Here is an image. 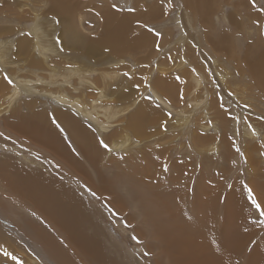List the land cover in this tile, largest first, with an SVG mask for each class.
<instances>
[{
  "label": "bare ground",
  "instance_id": "1",
  "mask_svg": "<svg viewBox=\"0 0 264 264\" xmlns=\"http://www.w3.org/2000/svg\"><path fill=\"white\" fill-rule=\"evenodd\" d=\"M27 1L32 2L33 0H16L15 8L17 4L20 7V9L18 10L19 18H22L26 15L31 16L32 20L35 21V24L38 27V30L41 31V34L38 35V37L40 38L41 35L48 36L50 30L53 29L49 26V20L44 16V13L33 9V7L30 4H29L30 7H28ZM44 1L46 3H44L42 7L45 9V13L47 12V13L52 14L62 28L63 35H61L60 38L62 39L61 46L65 50V53L57 52L54 47L53 42L49 39H46L44 42L47 46L46 47L47 53L44 52L43 45L40 43V40H38L36 36L32 37L31 35H26L19 39L17 38L18 40H15L17 41L16 43L15 41L11 40V46L13 45V43L15 44L13 48L14 56L18 57L19 61L27 62V64L30 66L29 71L31 74H34V77H31L29 82H23L21 81V79L14 77L11 79V87L9 84H7L8 82L7 78H5L4 76L3 78H0V126L3 128L2 130L8 129L10 131L11 129V134L14 133L18 136L29 139L33 145H35L38 149H41L42 153L45 152L46 154H48L49 158L53 159L54 161L59 162L60 167L61 166L68 167L72 163V161H74L77 158L78 155L80 156L82 160H85L86 156L90 157L92 160L94 158H95L94 160H98L100 158L101 159L108 158L111 160V157L115 155L114 153H117V152L121 153L124 150L126 151V148L122 144H115V142H126L128 146H132L130 140L133 139L134 137H136L140 141V146L138 149L143 152L142 153L140 151V153H142L143 156H144V153H147V151L149 152L150 144L152 145L154 149L161 150L162 155L159 158V164L160 165L163 164L164 158L167 157L166 155L170 147L167 146L168 147L167 148L164 145V143L166 142H163V139L153 140L151 136V132L147 130L143 132V129L145 126H148V125L151 127L161 126L162 124L164 125L165 121L169 120V118H167V115L164 113L163 110L155 108L153 101L142 100L140 101V104L138 106L135 103L130 101L131 99L136 98L137 95L139 94V90L136 91L137 89L135 88L132 89V83L135 82L137 84V79H138L137 76H133L131 79H129L131 81H127L126 87L124 88H121V87H114L112 89L109 88V85H114L117 81L121 79V76L128 73L129 71L128 65L131 63H129L128 61H125L126 56H130L132 59H134L135 64L137 63L140 64V62H142L141 64H144L147 58L149 59L151 58V56H153L154 51L152 48L154 47V41L158 39H155L154 35L150 34V32L148 33L147 30H146L147 33L145 31V33H142L140 35L135 34V33L133 34L132 30L136 22L139 21L140 19H143V20L146 19V21L161 20V17H160L162 15V11L160 10L161 7L159 8L157 6L159 3L157 1H154L151 4H147L148 0H136V5L134 7V10L129 13H119L113 10L112 7H106L103 10L101 8L95 9L99 13L98 15L99 16L98 17L99 26L97 25V29L95 31H89L88 28L91 26V24H93L92 21L87 22L85 21L83 17L77 14V12L75 11L76 5L72 0H39L38 3L41 4ZM183 1L185 3L184 12H185V15H187L186 16L187 23L186 21H184V19H183L184 23L182 21H179L180 19H176V23H177L176 28L179 30V33L177 32L178 38H176L177 39L176 43L174 44L173 42V45H174L172 47L173 51L176 50L177 48H180L181 45L184 46L186 50H188V44H189L188 39L191 38L190 36H192L194 38H197L198 42L204 41L205 43H207V45L212 48L211 49L212 52H217V53L223 52L226 56H229V60L231 61L232 64L233 63L237 64V67L235 66V70L240 71L239 76H243L244 74H247L248 79L251 82H253L252 92L254 91L255 94L257 95L256 97L259 99L260 105L264 106L263 104L264 102H262L264 101V8L262 9V11H259L254 6L251 7V5H249L246 0H238V1L230 0L235 3L237 9L234 11L232 10L233 12H231L228 15L224 14L225 16L223 20H225V22L228 25H231L232 27L231 26L230 27L232 29L230 33L221 32L216 36L215 29H211V27L214 26L213 25L214 23L211 22V19L213 17V14H211L213 13V11H211L213 2H211L210 0H183ZM24 7H26V9H24ZM240 9L246 10L247 12L246 15L248 17L247 21L242 17L241 15L242 10ZM12 10L14 9L12 8ZM209 13L212 15V17L207 16ZM183 15L184 13H182L181 18ZM198 15H200L201 19L200 18L197 19ZM193 21L196 27L199 30H202V36L197 35L195 33H191L189 30L187 31V34H186L185 26L187 27L188 25V27H190L189 29L191 28L194 29ZM93 25L95 26L96 24H93ZM139 25H141V23ZM248 26H251V29H253L254 31L256 29L257 37H252L247 40L246 48L244 51V56L242 57V59H240L239 58L240 52L237 50V47L239 46V43L241 42V38L247 37L248 34H250L248 30ZM98 28L100 29L98 30ZM82 35H84V37L87 36L88 39L84 40L81 46V43H79L78 41L82 39ZM204 45L206 44H203V46ZM147 46L150 47V50L152 52H149V56L144 55V57H140L138 55V52L141 51V54H142L144 52L143 48ZM161 47H162V44H161ZM169 49H171V47ZM72 50H76L80 52L82 54V58H77L78 56H72L73 55V53H71ZM172 53H173L172 51L171 53H168L169 57H167V55L164 53V56L166 55V58H163L161 54L160 55L161 59L159 60L157 59L158 61L155 64V69H157V71L159 72V75L155 79L152 86H153V90L155 91L153 95L155 96L156 103L157 101H159V103H161L163 106L167 107V109H170L172 111L177 110L178 108L181 109L182 107V110L184 112H188L187 115H189V120L187 121L186 126H185V128L187 129L186 136H183L182 134L181 135L177 134L178 128L175 127L176 123L177 125H180L179 124L180 119L183 117H181L178 120V122L177 121L173 123L171 122L170 123L171 125L169 126V127H172L173 129H176V132L174 131L172 135L175 136L174 138L177 141L186 140V143L183 146L180 145V149L177 147V151L182 152L185 149V154H186V150H189L192 154V158H193L192 160L194 161L193 164L195 163L198 157L201 160H207L211 157L210 155L214 153L215 154L212 155L213 160H215V157L218 159H224L228 157L229 155L233 153L232 146L228 139H229V133L233 132L234 129L236 128L235 127L236 123H234V120L236 121V119L235 118L233 119L232 117H230V115H228L229 112L226 113V111L224 110V106H223V109L220 108L221 104H219L220 102L214 96L208 97L206 95L203 98L205 100V103H204L203 99H202L203 100L202 102L201 100L200 101L198 100L199 93H200L199 91H194L190 93V89L192 88V85L195 83V79H196L195 77H190V79H187V75L182 70L178 72L180 74L178 76H181L180 82L174 81L175 77L169 76L167 72L178 71V68H179L178 66L174 65L175 55L172 58L171 57ZM22 55H26L29 58H25L23 60L21 57ZM183 56H186V55H183ZM47 60H51L52 63H54V66H50V64H46ZM103 61L105 64L104 66H102ZM41 63L46 64V66L42 64L44 65L42 66L43 67L42 71L38 67L39 65H41ZM66 63H69V64L65 66ZM99 63H101V67L99 65V67L96 68L95 66ZM75 64L79 65V68ZM22 68L20 69L22 70ZM12 71L14 72L13 69ZM145 71H147V69L145 67H141V72H145ZM39 72H41L42 74L40 75ZM118 72H120V74H116ZM93 73L95 74V77L93 79H90L89 77ZM232 74L229 72H227V74L225 75L223 74L224 76L223 75L220 76L219 81L225 83L224 85L225 88L231 91L229 92V96H232L235 99L238 97L243 98L245 94L244 95H242L243 93L238 94V92L240 91H238L237 93H234V88H236V86L235 87L229 86V83H230L229 81H234V78H235L234 75ZM28 76L30 77V75ZM35 80L36 82H34ZM183 80H186L185 82L189 84L188 85L189 88L187 87L186 89L187 95L189 96L188 98L189 102L187 103V106L185 102L183 101L184 95L181 96L180 99H178L179 96L175 95V92H174L175 87L178 86V84H180L181 81ZM242 82L243 81H239L237 86H239V83L241 85ZM48 84H55L56 86L53 88L49 86ZM220 85L223 86L222 84ZM83 87H86V89H84ZM243 87H245V83ZM5 88H9V89L4 94H2V91ZM93 88L96 89V93L91 91V89ZM225 88H222V89H224L225 91ZM10 89H11V92H10ZM129 91H130V95L128 93ZM26 94L32 95L30 102H26L25 99L27 97H24L26 96ZM21 95L23 97L18 98ZM261 97L263 100H261ZM42 98H44V100ZM17 100H19L20 103H18ZM111 101H115L119 104L117 106L116 105L112 106L110 105ZM43 102L47 103V106L44 105ZM49 102L52 104H50ZM39 103H42V105L46 107L37 108ZM235 103L238 104L237 106L239 107V111L241 110V112H246L247 114H249V112L251 111L249 108L250 107L249 105L247 107V106H244V104L241 105V103L239 102H235ZM23 104H25V107L27 106L26 109L29 112L28 118L24 120L27 126L22 123L23 119H21V121L19 122L14 119L16 117L13 118V116H17V112L22 109ZM205 105L209 106V109L207 110H209L211 113L204 112V114L202 115L200 110H204L208 108L207 106L205 108ZM133 106H134V110L129 111V107L131 108ZM97 109L99 111H97ZM261 110L264 112V107H261ZM10 112L11 114H8ZM6 113L8 115H11V121L9 119L10 116L8 115L5 116ZM125 115H128V116L126 117ZM182 115L183 114H181V116ZM248 118L250 117L248 116ZM205 120H207L208 122H206ZM253 120L254 119H252V122H254L253 125L251 124L250 126H246V129L243 130L242 132L243 136L241 137L242 140L240 139L239 141H241L242 144H244L246 148V152L244 151L245 152L244 153L245 163L243 164L245 165L247 172L250 176V179L248 178V181H247L248 186L249 188L252 189L253 194L256 196L257 200L261 202L262 204H264V174L261 168L262 167L261 164H263L261 162L264 161L263 160L264 159V121H256V120L253 121ZM87 121H90L93 123L92 125L94 127L93 129L89 125L88 127H86ZM191 123H194V128L188 129ZM116 125L118 126L115 127ZM61 126L63 127H62V131L60 132ZM112 127H114L115 129H112ZM165 127H167V125ZM2 130L0 128V132ZM210 130H213L214 132L218 133V135L210 136L208 134ZM109 131L111 132L109 133ZM118 131L121 132L120 137L118 138V140L113 139L112 134L116 135L117 137L118 134L120 133ZM235 131L238 132L237 130ZM63 134H68L69 139L73 141V144L71 145L65 144L63 140L61 139ZM109 134H111L112 138L110 137ZM237 134L240 136L239 133ZM235 135L233 134L232 137H234ZM165 136L167 135H164L163 137ZM14 139L18 140L17 137H14ZM258 140L260 141V143L256 144ZM101 141L105 142L108 145L109 147L108 150H106L102 146ZM215 144L218 146H216ZM166 145L168 144L166 143ZM38 149L30 150V149L22 148V146L19 147L18 148L19 151H25L29 154V156H27L26 159H24V161H19L18 158L15 157V155L4 156L7 158L8 162H11L13 164L10 165L4 161H1L0 168L4 170L11 169V171H10V175L4 172L3 173L1 172L2 174H0V176H20V177L21 176H38V177L41 176V178L42 176H52L53 175L52 170L54 167H56L53 161H51L52 164L48 163V161L45 162L49 164V167L46 169V171H38L31 167V166H34V164H38L39 160L42 162L45 160V156L40 151H38ZM113 151L114 153H112ZM18 154L19 153H16V156ZM261 154L262 156H260ZM207 156H210V157H207ZM136 157L137 155L134 154L131 160L136 159ZM183 158L185 159V155L183 156ZM0 159H2V157ZM91 159L89 160L91 161ZM174 162L176 163V161ZM85 163H88V161ZM191 163L189 162V160L187 162L184 160H180V163L178 164V166H176L174 163H171L172 168L170 169V174L168 175L169 177L165 179H158L159 181H157L156 183V190L151 189L153 188L152 186L153 184L151 183V181L149 183V181L145 180L147 178L152 177L154 174L156 175V171H151L150 168L144 171L142 167L143 165L142 166L139 165L135 167L136 169L135 171L137 172L136 177L140 176L139 180L137 181L138 182L140 181L141 183H147V184L149 183V186L151 187V188L149 187V189L146 188V190L144 189L140 190L137 188L138 190H140V193H137V191H135V196L136 195L144 196L145 194V195L150 196L149 197L151 199L150 201L152 202L159 201V197H160L159 193L155 192V191L159 192L160 187L158 188V186H163L164 184H166L165 182H168V188L170 184L178 185L180 182L178 181V179L180 177L176 178L175 176L178 177L181 172H182L181 175L188 172L189 176H197V172L195 171V169L192 166L193 164ZM90 164L91 163H88V166ZM130 164H132V161L130 162ZM128 165L126 164V166ZM40 166L42 167V164H39L38 168ZM75 166H78V165L75 164ZM94 166H97V165L95 164L91 165L90 176L88 174H85V172L81 169L82 172L84 173L82 174L83 180L87 182L88 185H90L89 187L96 194L102 197L105 196L107 203H109V205L113 208V210L116 213L120 215L124 213L129 214L128 223L136 224V231L139 235V238L140 239L143 238V240H145L146 242V245L147 246L150 245L149 248L153 251V254L159 257V260L155 257L157 259V260L155 259L157 264H238L237 262H239L240 264H264V250L262 247V244L264 242V234L262 235L260 233V232L264 233V224H261L259 222L260 220H264V217H259L257 211L254 208L252 209V206L250 205V203L246 201V198L249 199L248 195H245V194H248V192L244 191L243 188L240 187L239 184L241 183L237 179H235L229 185L230 188H229L228 194L225 193L226 187H225V184L221 183V181L215 182L214 186H213V183L212 184H209V183L200 184L198 182H194L192 184V188L195 189L194 192H197L196 199L193 203L190 204V212L189 213L186 212L187 214L185 215V209L187 206H185L184 204L186 202L187 194L185 191L180 189V186L169 188L170 192L168 190L166 191L162 189L166 191L167 193L162 191L161 195H164V196L161 198H163L164 200L161 199L160 205H158V207H155V206H151L150 205L151 202H149V200L147 202L146 197L144 198L143 196L142 197L138 196L137 199L134 198L135 200H133L134 189L133 191L131 189L133 183L131 182L132 183L130 184L131 187H129L126 184L127 182H129L128 180L125 183L121 181L122 185L120 186H122V190L118 191V193H122L121 195L123 196L119 195L118 197L117 190L115 192L117 193L116 195L114 193L115 190L112 192L111 189L109 188L110 186L108 187L105 184L106 186L105 187L103 185L104 182L100 183L98 182V180H96L97 178L95 174L99 173L100 169ZM110 166H113V165L110 164L108 167ZM217 167L214 166V168H217ZM44 169L45 168L43 169L41 168V170H44ZM76 169H74V167L73 169L71 168L72 170L71 173L73 175L82 173L81 171H78ZM73 171H76L77 174L74 173ZM201 176H204V175L202 174ZM181 177L183 178V176ZM106 178H107V174H106ZM114 178H115L114 181L121 180L119 179L118 175H117V179H116V176H114L113 179ZM130 179L131 178L129 177V180ZM24 180L22 179L21 181L24 182ZM38 180H40V178L37 179V181ZM158 182H161L162 184ZM13 183L14 184L16 183L17 185L19 182L14 181ZM53 183L54 181L50 179V182L48 183V186L50 187L49 189L57 185L55 184L56 182L54 183V185ZM12 184L10 185V183L6 181L5 183L2 184V188L0 189H5L6 191H8L10 189V186H13ZM20 185L22 184H19L20 188L17 189L19 190V192H24L25 191L24 189L29 190V191L31 190L28 187V185L26 186L25 184H23L22 187ZM43 185H45L44 182H43ZM43 185L40 187H43ZM138 185H141V184L138 183ZM142 186H139V187H142ZM30 187L32 189H35V187L31 184H30ZM43 188H46V187L44 186ZM118 190H119V187H118ZM221 190H222V194H220ZM10 191H14V189ZM33 192H31L30 194H32ZM50 192L51 191H49V193ZM59 192H61V190H59ZM12 193L14 194V192ZM25 193L21 194L23 195L21 197H24V195L26 196ZM38 193L41 194V192H37V194ZM128 193H129V197L127 196L128 198H125L124 196L128 195ZM44 195L45 194H43V196ZM51 195L55 196V194H51ZM221 195H224V197H221ZM13 196H15V194ZM165 196L168 201L165 200L164 198ZM205 196L206 198L204 199ZM28 197L29 196H27L26 200H28ZM49 197L51 196L49 195ZM49 197H48V200H49ZM62 197L66 198V196H62ZM44 198L47 199V197H44ZM140 198H144V199L141 200ZM30 199L34 201L33 198H30ZM65 200L67 201V199ZM48 203H51V202H48ZM219 204L222 205L221 207V210H222L221 214H223L222 229L224 230L225 234L232 235L231 237H233L235 241L231 242L228 239L229 240L228 242H230V245L232 244V246H230L231 247L230 251H225L224 248L222 250L220 248L219 249L215 248L217 252L213 254L214 251H212L213 253L211 254V252L210 253L207 252V245L210 244V241H208V239L206 240L205 236H202L201 240L194 239L191 237L193 235L191 236L187 235V233L189 234V232H184L181 228L192 229L197 223V222H192V221H196L197 219L201 221L203 220V218L206 217L207 215V214L205 215L206 208L215 209L217 205ZM66 205L67 204L63 205V208H65ZM17 206H19V203L17 204ZM21 207H24V206L22 205ZM80 208H82V206ZM195 211L197 213H195ZM63 212L61 214H63ZM135 212L139 214H136ZM132 213H135L136 215ZM79 215L80 214H78V216ZM83 215L84 213H82V216ZM137 215H139V219ZM210 215H209V218H210ZM44 216L46 217L45 214ZM52 221L54 222L55 220L53 219ZM94 221L95 220L93 218V222ZM0 222L7 223L1 217H0ZM81 223H82V220H81ZM97 223H98V220L96 224ZM87 224H86V227H88ZM81 226L84 227L85 224H82ZM90 226H93V225H90ZM6 227L10 230V232L18 240L23 242V244H25L28 248L31 249V254H33L36 257H39L40 259H44L45 264H49L50 260L54 259L52 258L53 257L52 253L55 254L54 255V257L56 258L55 261H57L60 264H78L76 260L74 259V257L68 254V252L64 251L63 248L59 246V244H56V247L50 250L51 252L48 251L49 254L47 255L46 250L49 249L53 245L54 240L49 238V236H47L45 233H43L40 230V227H36L35 230H33L40 237L41 243H38V244H36L37 242L33 243L28 237L25 236V234L19 232L16 228L11 229V226L9 225V223H7ZM74 227L75 225L73 223L67 226L66 228L63 227L65 232L63 230L62 232L65 238H67V240L68 238H70V232L73 229H75ZM211 227L212 226H209V228ZM117 230L122 231V226L118 227ZM208 230L210 231V229ZM217 231H219V229H217ZM212 233L214 234L213 231ZM212 233L210 231V235ZM258 234H260L262 237L261 236L259 237ZM257 236L259 238H256ZM223 238H225V236ZM34 239L32 240L34 241ZM75 241L73 239V241L71 242L74 243ZM81 241L84 242L83 240ZM94 241L98 244L96 240ZM250 243H253V244L250 245ZM99 245L100 244H98V246ZM11 246H13V244ZM95 246L92 247L91 249L83 248L84 250L82 249V251L84 252L83 254H87L88 256H90L92 260L101 264L103 260L99 258V252H101L100 247L98 249L97 248L98 246L97 247ZM208 247L210 246L208 245ZM212 247L214 248V246ZM47 259H50V260H47ZM113 259H114V256H113ZM31 260L35 263V260L33 259ZM84 260L85 259H83V261ZM27 262L29 263V261Z\"/></svg>",
  "mask_w": 264,
  "mask_h": 264
},
{
  "label": "rangeland",
  "instance_id": "2",
  "mask_svg": "<svg viewBox=\"0 0 264 264\" xmlns=\"http://www.w3.org/2000/svg\"><path fill=\"white\" fill-rule=\"evenodd\" d=\"M38 1L39 0H33L32 1L33 3L27 1L28 7H30V5H31L33 7V9L41 11L42 13H44V16L49 20V26L51 28H53L50 30L48 36L41 35L40 38L38 37V35L41 34V31L38 30V27L36 26L35 21L32 20L31 16L26 15L22 18H19L18 10L20 9V7L17 4L16 8H15L16 0H0V78H3V76L5 78H7V80H8L7 84H9L10 87H11V79L14 77L21 79V81H23V82H29L31 77H34V74H31L29 71L30 66L27 64V62L19 61L18 57L14 56L13 48H14L15 44L13 43V45L11 46V40L15 41V40H18L19 38H21L23 36H26V35H31L32 37L36 36L37 39L40 40V43L43 45L44 52H46L47 46L44 42L46 39H49L53 42L54 47H55L57 52L65 53V50L61 46L62 39L60 38V36L63 35V33H62V28H61L60 24L56 21V19L54 18V16L52 14L47 13V12L45 13V9L42 7V5L46 2L44 1L43 3L40 4V3H38ZM72 1L76 5L75 11L77 12L78 15L83 17L85 19V21H87V22L92 21L93 24H96L95 26L93 24H91V26L88 28L89 31H95L97 29V25L99 26V24H98L99 13L95 9L101 8L103 10L106 7H112L113 10H115L119 13H129V12H132V11H130V9L134 10V7L136 5V0H72ZM154 1H157L159 3V4L157 3L158 4L157 6L159 8L161 7L160 8V10L162 11V15L160 16L161 20L146 21V19L145 20L140 19L139 21L136 22V24L134 25V28L132 30L133 34L135 33L138 35L145 33V31L147 30L148 33L150 32V34L154 35L155 39H158V40L154 41V47L152 48L154 51L153 56H151V58H149V59L147 58V60H146V62H144V64H141L142 62H140V64L136 62L137 64H135L134 59H132L130 56H126L125 61H128L129 63H131L128 65V68H129L128 73L127 74L123 73L124 75L121 76V79L119 81H117L114 85H109V88H111V89L114 87L124 88V87H126L127 81H131L129 79H131L133 76H137L138 77L137 84L135 82H133L132 83V89L135 88V89H137L136 91L139 90V94L137 95L136 98L131 99L130 101L135 103L137 106L140 104V101H142V100L153 101V103L155 105L154 107L163 110L164 113L167 115V118H169V120L165 121V124H164L165 126L167 125V127H165L163 124L161 126H154V127H151L148 125V126H145L143 129V132L145 130L151 132V136H152L153 140L163 139V142H166L168 144V145H166V143H164V145L166 147L167 146L170 147L168 149V153L166 155L167 157L164 158L163 164H161V165L159 164V158L162 155L161 150L154 149L152 147V145L150 144L149 145V152L147 151V153H144V156H143V154H142L143 152L138 149L140 146V141H139V139L134 137L133 139L130 140L132 146H128L126 142H115V144H122L126 148V151L124 150L121 153L120 152L114 153V151H113L112 153H114L115 155L111 157V160L108 158H102V159L100 158L98 160H94L95 159L94 158L93 159L94 161H93L88 156H86L85 160H82L80 158V156L78 155L77 158L74 161H72V163L68 167L63 166L65 169L61 166L64 169L63 170L60 167L59 162L54 161L53 159L49 158L48 154H46L45 152L42 153L41 149H38L35 145H33L29 139H27L25 137L18 136L14 133L11 134V129H10V131L8 129L2 130L3 128L0 126V128L2 130L0 132V158L2 157V159H0V162L4 161L7 164H10V165L13 164L11 162H8L7 158L4 157L7 155L8 156L15 155V157L18 158L19 161H24V159H26V157L29 156V154L25 151H19L18 150V148L22 146V148L30 149V150L38 149V151H40L45 156V160L43 162L39 160L38 164H34V166H31L33 169H36L38 171H46V169L49 167V164L45 163L47 161H48V163H51V164H52L51 161H53L56 165V167H54L52 170V174H53L52 176H42V178H41V176H39V177L38 176H21V177L20 176H0V188H2V184L5 183L6 181H8L10 183V185L14 181L19 182L17 184L18 186L16 185V183L15 184L13 183L12 184L13 186H10V189L8 191H6L5 189H0V200H1L0 201V217L3 218L7 223H9V225L11 226V229L16 228L19 232L25 234V236L28 237L33 243L37 242L36 244L41 243V241H40L39 235H37V233H35L33 230H35L36 227H40V230L43 233H45L47 236H49V238L54 240L53 245L49 249L46 250L47 255L49 254L48 251L54 249L56 247V244H59V246H61L64 251L68 252V254H70L71 256L74 257V259L76 260V262L78 264H94V263L99 264V263L95 262L94 260H92L90 258V256H88L87 254H83L84 252L82 251L83 248L84 249H91L92 247H94L97 244L94 241V240H96L98 242V244H100V245L98 246V244H97L95 247L98 246L97 247L98 249L100 247V251L102 252V253L99 252V258L103 260V262H101V264H110V263L111 264H114V263L115 264H119V263L120 264H155L156 263L155 259L157 258L159 260V257H157V255L153 254V251L149 248L150 245L147 246L145 240H143V238L142 239L139 238V235L136 231V224L128 223V221H129L128 215L129 214L124 213V214L120 215V214L116 213L113 210V208L109 205V203H107L105 196L102 197V196L96 194L89 187L90 185H88V183L83 180L82 174H84V173L82 172V170L85 172V174H88L90 176L91 165L92 164L97 165L94 167L99 168L100 171H99V173L95 174V176L97 178L96 180H98V182H100V183L104 182L103 183L104 186H105V184L108 187L110 186L109 188L111 189L112 192L115 190L114 193L116 192V190H117V193H118V191H121L122 190V186H120V185H122L121 183L122 182L125 183L128 180L129 182H127L126 184L129 187H131L130 184L133 183L131 189H132V191L134 189L133 200H135L138 198V196L139 197L143 196V195H138V196L136 195L135 196V191H137V193H140L141 189H144V190H146V188L149 189L150 181L153 184L152 185L153 188H151V187L150 188L152 190H156V183H157V181H159L158 179H165V178L169 177L168 175L170 174V169L172 168L171 163H174L176 166H178V164L180 163V160H184L186 162L189 160V162L190 163L192 162L191 164H193L194 161L192 160L193 159L192 154L189 150H186V154H185V149L182 152L177 151V147L180 149V145L183 146L186 143V140L177 141L174 138L175 136L172 135V133L174 131L176 132V129L169 127L171 125L170 124L171 122L172 123L176 122V121L178 122V120L181 117H183L180 119V122H179L180 125H177V123H176L175 127L178 128L177 134H179V135L182 134L183 136H186L187 129L185 128V126H186L187 121L189 120V115H187L188 112H184L182 110V107H181V109L178 108L177 110H173V111L170 109H167V107L163 106L161 103H159V101H157V103H156L155 102V96L153 95L155 91L153 90L152 84L154 83L155 79L159 75V72L157 71V69H155V64L157 63V61L159 59H161V56H163V58H166V55H167V57H169L168 53H171V51L173 52L171 57L173 58L175 55V57H174L175 58L174 59L175 64L174 65L178 66L179 68H178V71L167 72L169 74V76L175 77L174 81L180 82L181 76H178V75H180L178 72H180L182 70L187 75V79H190V77H195L196 78L195 83L192 85V88L190 89V93H192L194 91H199L200 93H199L198 100L199 101L201 100V102L204 100L203 98L206 95L208 97L214 96L220 102L219 103V104H221L220 108L223 109V106H224V110L226 111V113L229 112L228 115H230V117H232L233 119L234 118L236 119V121L234 120V123H236L235 124L236 128L234 129L233 132L229 133V139L228 140L230 141V144L232 146V151H233V153L231 155L224 158L225 160L224 159H218L216 157H215V160H213L212 155H214L215 153L211 154L210 155L211 157L207 156V157H210L207 160H201L198 157L196 159L195 163L192 165L193 168L195 169V171L197 172V176H189L188 172L181 175L182 174V172H181L178 177L175 176L176 178L180 177L178 179V181H180L179 184L178 185L170 184L169 188H171V187L174 188V187L180 186V189H182L183 191L186 192L187 196H186V202L184 205L187 207L185 209V215L190 212V204L193 203L196 199V195H197L196 193L197 192H194L195 189L192 188V184L194 182H198L200 184H204V183L212 184L213 183V186H214L215 182L221 181V183L225 184V187H226L225 193L226 194L229 193V188H230L229 185L235 179L240 181L241 184H239V185L241 188H243L244 191H247V188L245 186H247L249 188L247 181H248V178L250 179V176L247 172L245 165L243 164V163H245L244 153L246 152V148H245L244 144H242V142L239 140L240 139L242 140V138H241L243 136L242 132L244 129H246V126H250L251 124L253 125L254 122H252V119H254L253 121H255V120L256 121H264V117H263L264 112L261 110V107H264V106L260 105V101L256 97L257 95L255 94L254 91L252 92V89H253L252 83L253 82H251L248 79L247 74H244L245 76L244 75L239 76L240 71L235 70V66L237 67V64L236 63L232 64L231 61L229 60V56H226L223 52H220V53L212 52V50H211L212 48L209 47L207 45V43L199 40L202 43V45H201V43L197 41V38H194L192 36H190L191 38L188 39V41H189L188 50H186L185 47L181 45V47L174 50L175 51L174 52L173 48H172L174 46L173 42H174V44L176 43V41H177L176 38H178V33H179V30L176 28V25H177L176 19H180L179 21H182V22H183V19H184V21H186L187 15H185V12H184V10H185L184 4L185 3L183 0H148L147 4H151ZM210 1L213 2L212 8H211V11H213V13H211V14H213V17L210 13L207 16L212 17L211 22L214 23L213 24L214 26H212V27L210 26L211 29H215L216 36L221 32L230 33L232 26L228 25L225 22V20H223V18L225 15H228L237 9L235 3L233 2L234 0L233 1H230V0H210ZM246 1L248 2L249 5H251V7L254 6L259 11H262V9L264 8V0H259V1H257V0H246ZM113 5H115V7H113ZM11 7L14 10H12ZM24 9H26V7H24ZM240 10H242L241 11L242 17L247 21L248 17L246 15L247 14L246 10H243V9H240ZM182 13H184V15L181 18ZM244 13H245V15H244ZM219 16H221V17H219ZM176 17H178V18H176ZM197 17H198L197 19H199V18L201 19L200 15H198ZM197 22H198V20H197ZM138 23L139 24L141 23V25H139ZM186 23H187V21H186ZM193 26H194L195 30L192 28L189 29L190 27H188V25H187V27L185 26L186 34H187V31L189 30L191 33H195L197 35L202 36V30H199L196 27L194 21H193ZM99 29L100 28H98V30ZM254 29H255V27H254ZM248 30H249L250 34H248L247 37L241 38V42L239 43V46L237 47V50L240 52V55H239L240 59H242V57L244 56V51L246 48L247 40L249 38H252V37H257L256 36V29L254 31L253 29H251V26H248ZM147 31H146V33H147ZM168 31H169V33H168ZM85 33H87V32H85ZM157 33H159L160 35H157ZM171 33H172V35H171ZM198 37H200V36H198ZM87 39H88L87 36L84 37V35H82V39L79 40L78 42L81 43V46H82V43L84 42V40H87ZM16 42L17 41H15V43ZM162 42H164V43H162ZM161 44H162V47H161ZM203 44H206V45L203 46ZM149 46H150V44H149ZM149 46L143 48L144 52L142 54H141V51H139L138 55L140 57H144V55L149 56V52H152L150 50ZM170 47H171V49H169ZM165 51H167V52H165ZM177 52H178L180 57L178 56ZM59 53H58V55H59ZM71 53H73V55L71 54L72 56H78L77 58H82V54L76 50H72ZM164 53L166 54L165 56H164ZM174 53H176V54H174ZM215 53H217V54H215ZM183 55H186V56H183ZM21 57L23 60L25 58H29L26 55H22ZM178 57H179V59H178ZM181 58H182V60H181ZM177 61H178V63H177ZM18 64L20 67L18 66ZM42 64H44V63H41V65L38 66L41 71L43 69L42 66H44V65L46 66V64H50V66H54V63H52L51 60H47L46 64H44V65H42ZM68 64L69 63H66L65 66H67ZM75 65H77V64H75ZM99 65L101 67V63L97 64L95 67L98 68ZM104 65L105 64L103 61L102 66H104ZM77 66L79 68V65H77ZM141 67H145L147 69V71L141 72ZM20 68H22V70ZM12 69L14 70V72L12 71ZM20 71H22V72H20ZM26 72H27V74H26ZM227 72H229L231 74L233 72L232 75H234V77H235L234 81H229L230 82L229 86H231V87L236 86V88H234V93H237L238 91H240V92H238V94H242V93H243L242 95L245 94L243 98H241V97H238L239 99L236 98L238 101L235 98H233L232 96H229V92H231V91H229L225 88V86H224L225 83L219 81L220 76H222L223 74L224 75L227 74ZM39 73H40V75L42 74L41 72H39ZM116 74H120V72H118ZM28 75H30V77ZM94 77H95V74L93 73L89 78L93 79ZM185 81L186 80L181 81V83L175 87L174 92H175V95L179 96L178 99H180L181 96L184 95L183 101L185 102V104L187 106V103L189 102V99H188L189 96L187 95L186 89H187V87L189 88V86H188L189 84ZM193 81H194V79H193ZM239 81H243V82L241 83V85L239 83V86H237ZM34 82H36V80ZM182 82H183V84H182ZM244 83H245V87H243ZM220 84H222L223 86H221ZM48 85L53 87V88L56 86L55 84H48ZM221 87L225 88L226 92ZM83 88L86 89V87H83ZM8 89L9 88H5L2 91V94H4L6 91H8ZM91 91L96 93V89H94V88L91 89ZM127 91H128V89H127ZM10 92H11V89H10ZM128 93L130 95V91ZM22 97L23 96L21 95L18 98H22ZM24 97H27L25 99L26 102H30L32 95L26 94V96H24ZM42 99L44 100V98H42ZM261 100H263L262 97H261ZM17 102L20 103L19 100H17ZM203 102L205 103V100ZM235 102H239V103H241V105L244 104V106H247V107L249 105L250 106L249 108L251 110L249 112V114H247L246 112H241V110L239 111V107L237 106L238 104ZM262 102H264V101H262ZM43 103H44V105L47 106V103H45V102H43ZM50 104H52V103H50ZM118 104L119 103H117L115 101L110 102V105H112V106H115V105L117 106ZM44 105H42V103H39L37 108H45L46 106H44ZM202 105H203V103H202ZM22 106H23L22 109L17 112L18 117L13 116V118L16 117L14 119L19 121V122L21 121V119H23L22 123L24 125H26L24 120L28 118L29 112L26 109L27 106L25 107V104H23ZM206 106L207 105H205V108H206ZM207 107L208 108H206L204 110H200L202 115L204 114V112L205 113H211L209 110H207V109H209V106H207ZM132 110H134V106L131 108L129 107V111H132ZM97 111H99V110L97 109ZM252 111H253V113H252ZM8 114H11V112ZM8 114L6 113L5 116H7ZM181 114H183V115L181 116ZM234 115H235V117H234ZM8 116H10L9 119L11 121V115H8ZM25 116H26V118H25ZM125 116L127 117L128 115H125ZM248 116L250 118H248ZM205 121L208 122L207 120H205ZM86 124H87L86 127H88V125H89L92 129L94 128L92 126L93 125L92 122L87 121ZM117 126L118 125H116L115 127H117ZM62 127L63 126H61V128H60V132L62 131ZM189 128L193 129L194 123H191L189 125L188 129ZM112 129H115V128L112 127ZM235 130H237L238 132H236ZM111 131H109V133ZM120 131H118V132H120ZM237 133H239L240 136ZM120 134H121V132L118 134L117 137H116V135L112 134L113 139L118 140V138L120 137ZM208 134L210 136H217L218 135V133L214 132L213 130H210L208 132ZM233 134L234 135L237 134V135L232 137ZM109 135L111 137V134H109ZM164 135H167V136L163 137ZM14 137H17L18 140L14 139ZM61 139L63 140V142L65 144H69V145L73 144V141H71L69 139L68 134H63ZM259 140L256 142V144L260 143ZM216 146H218V145H216ZM108 148L109 147H107L105 149L108 150ZM237 149H239L240 153ZM140 151L142 153H140ZM219 152H220V150H219ZM16 153H19V154L16 156ZM134 154H136L137 157H136V159L131 160V158ZM184 155H185V159L183 158ZM260 156H262V154ZM124 158H126V159H124ZM133 158H135V157H133ZM89 159H91V161ZM86 160L88 161V163H91L89 166H88V163H85V162H87ZM190 160H192V161H190ZM131 161H132V164H130ZM174 161H176V163ZM261 163H263V164H261L262 165L261 168H262V172L264 174V166H263L264 161H262ZM39 164H42V167L40 166L38 168ZM75 164L78 166H75ZM110 164H112L113 166L108 167ZM126 164L127 165L129 164V165L126 166ZM21 165H23V164H21ZM139 165H141V166L143 165L142 167H143L144 171H146L148 168H150L151 171H156V175L154 174L152 177L145 179L146 181H149L148 184L147 183H141L140 181L139 182L137 181V180H139L140 176L136 177L137 172L135 171L136 170L135 167H137ZM58 166L60 169L58 168ZM214 166L215 167L218 166V167L214 168ZM1 167H3V166H1ZM73 167H74V169L77 168L76 170L81 171L82 173L77 174L76 171H73L74 173L77 174V175H73L71 173V171H72L71 168L73 169ZM41 168L42 169L45 168V169L41 170ZM242 169L244 172L242 171ZM10 171H11V169L10 170H4V169L0 168V174H2L4 172V173L10 175ZM141 172H142V170H141ZM106 174H107V178H106ZM120 174L123 176H121ZM202 174L204 176H201ZM117 175L119 176V179H121V180H118V181L116 180L117 181L116 182V181H114L115 178L113 179V177L116 176V179H117ZM125 175H127V176H125ZM180 175L183 176V178ZM126 177H128V178H126ZM129 177L131 178L130 180H129ZM239 177H240V179H239ZM36 178L37 179L40 178V180L37 181ZM102 178L105 180L107 179V180L105 181ZM22 179L23 180L25 179L24 182L21 181ZM50 179H52L54 181V183L56 182L55 184H57V185L53 186L54 188L52 187L53 189L51 188L52 190L49 189L50 187L48 186ZM28 181H30V182H28ZM42 181L44 182L45 185H43ZM112 181H114V182H112ZM135 181L141 185H138V183H136ZM118 182H120V183H118ZM54 183H53V185H54ZM158 183L162 184L161 182H158ZM165 183L166 184H164L163 186H158V188L160 187L159 192L155 191L156 193H159V196H160L159 201L152 202V201H150L151 200L149 198L150 196L144 194L143 197L144 198L146 197L147 202H148V200H149V202H151L150 203L151 206L158 207V205H160V200L163 199L161 197L164 196V195H161L162 191H164V190L169 191L168 182H165ZM19 184H22V185L25 184L26 186L28 185V187L31 190L29 191V190L24 189L25 190V191L23 190L24 192H19V190H17L18 188H20ZM30 184L33 185L35 187V189L38 191H36L35 189H32L30 187ZM22 185H20V186L22 187ZM42 185H43V187L45 186L46 188L40 187ZM135 185H137V186H135ZM142 185H144V186H142ZM139 186H142V187H139ZM118 187H119V190H118ZM137 188L140 190H138ZM13 189H14V191H10ZM39 189H40V191H39ZM42 189H43V191H42ZM58 189L61 190V192H59ZM162 189H164V190H162ZM49 191H51V192L49 193ZM166 191H164V192H166ZM12 192H14L15 196H13L14 194ZM31 192H33V193L30 194ZM37 192H41V194L40 193L37 194ZM56 192H58L59 194ZM24 193L26 194V196L24 195V197H21V196H23L21 194H24ZM117 193H115V194L117 195ZM43 194H45V195L43 196ZM51 194H55V196L54 195L52 196ZM121 194L122 193H118L117 196L119 197V195H121ZM220 194H222V190L220 191ZM49 195L52 198L49 197ZM245 195H248V194H245ZM27 196H29L28 200H30L31 202L26 200ZM62 196H66V198L62 197ZM121 196H123V195H121ZM127 196L129 197V193H128V195H125L124 197L128 198ZM44 197H47V199ZM48 197H49L50 201L48 200ZM221 197H224V195H221ZM30 198H33L34 201L31 200ZM144 198H140V199L142 200ZM164 198H165V200H167L166 196ZM205 198H206V196L204 197V199ZM65 199H67V201ZM32 201H33V203H32ZM246 201L249 202L251 205V201L249 199L246 198ZM48 202H51V203H48ZM157 202H158V204H157ZM18 203H19V206H17ZM46 204H47V206H46ZM62 204L63 205L67 204V205L65 206V208H63ZM20 205L21 206L23 205L24 207H21ZM79 206L80 207L82 206V208H84V209L80 208ZM35 207L36 208L38 207V208L36 209ZM221 207H222V205L219 204V205H217V207L215 209H209V208L207 209L206 208L205 209V215L206 214L207 215L205 218H203V220L199 221V219H197L196 221H192V222H197L195 224L196 227L194 226L192 229L181 228L184 232H189V234L187 233V235H190V236L193 235L191 237L194 239L201 240L202 236H205L206 240L208 239V241H210V244H208L210 247H208V245H207V252L208 253L211 252V254L213 253L212 251H214L213 254H215L217 252V250H215V248L216 249L220 248L221 250L224 248L225 251H230V248H231L230 246H232V244L230 245V242H228V241L229 240L231 242L235 241V239L233 237H231L232 235L225 234L224 230L222 229V223H223L222 222L223 221L222 216H223V214H221L222 213ZM33 208H35V209H33ZM77 208H79V209H77ZM252 209H253V207H252ZM29 210H31V211H29ZM39 210L41 211V213ZM48 211H50V212H48ZM72 211H74L75 213ZM77 211H79V212H77ZM62 212H63V214H61ZM42 213H44L46 215V217ZM51 213H52V215H51ZM82 213H84L83 216H82ZM135 213L139 214L137 212H135ZM135 213H132V214H135ZM195 213H197V212L195 211ZM40 214H41V216H40ZM78 214H80V215L78 216ZM86 214H87V216H86ZM209 215H210V218H209ZM84 216H86V217H84ZM137 216L139 219V215H137ZM74 217H76V218H74ZM219 217L221 220L219 219ZM93 218L96 222L98 220L97 224L95 221L93 222ZM53 219L55 220L54 222L52 221ZM49 220H51V221H49ZM81 220H82V223H81ZM213 220H215V221H213ZM75 222H76V224H75ZM7 223L0 222V236H1L0 237V263L1 264H24V263L25 264H45L44 259H40L39 257H36L33 254H31V249L28 248L25 244H23V242L18 240L10 232V230L6 227ZM72 223L75 225V227H74L75 229H73L70 232V238H68V240H67V238H65V236L63 235L62 230L64 231L63 227L66 228L67 226H69ZM87 223H89V224H87ZM80 224L81 225L85 224V226L83 227ZM86 224L88 227H86ZM90 225H93V226H90ZM117 226L118 227L122 226V231H120V230L118 231ZM209 226H212V227L209 228ZM203 228H205V229H203ZM208 229H210L211 233L213 231L214 234L212 233L210 235V231ZM217 229H219V231H217ZM74 233L76 234V236ZM205 233H207V234H205ZM260 233L262 235L264 234L262 232H260ZM79 236H80V238H79ZM224 236L226 239L223 238ZM228 236H229V238H228ZM258 236L260 237L261 235L258 234ZM258 236L256 238H259ZM209 237H211V238H209ZM32 239H34V241ZM73 239H74V241L76 240L75 241L76 243L71 242V241H73ZM81 240H83L85 243L82 242ZM225 241H227V242H225ZM79 242L81 243L82 247H81ZM69 243H71V244H69ZM12 244H13V246L14 245L15 246L14 247L11 246ZM251 244H253V243H250V245ZM71 245H73V246H71ZM122 246H123V248H122ZM212 246H214V248ZM262 247L264 250V242L262 244ZM212 249H214V250H212ZM21 250H22V252H21ZM54 255L55 254L52 253V256H53L52 258H54V259H51V260L47 259V260H50L49 264H60L57 261H55L56 258L54 257ZM152 255H154V256H152ZM113 256H114V259H113ZM236 257H238V256H236ZM31 259L35 260V263ZM83 259H85L87 262L85 260L83 261ZM27 261H29V263ZM237 263L240 264L239 262H237Z\"/></svg>",
  "mask_w": 264,
  "mask_h": 264
},
{
  "label": "snow or ice",
  "instance_id": "3",
  "mask_svg": "<svg viewBox=\"0 0 264 264\" xmlns=\"http://www.w3.org/2000/svg\"><path fill=\"white\" fill-rule=\"evenodd\" d=\"M113 7H115V5H113ZM130 11H133V9H130ZM157 35H160L159 33H157ZM101 144L103 147L107 148L108 145L105 144L103 141H101ZM239 151V149H237ZM247 188V186H245ZM247 192H248V198L251 201V205L253 208L256 209L258 216L259 217H264V204H262L261 202H259L256 198V196L253 194V191L251 188H247ZM261 224H264V220H260L259 221Z\"/></svg>",
  "mask_w": 264,
  "mask_h": 264
}]
</instances>
